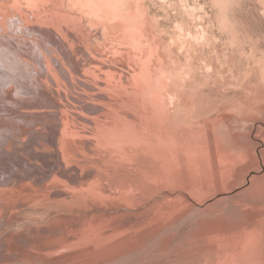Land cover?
Returning <instances> with one entry per match:
<instances>
[{
    "label": "rangeland",
    "instance_id": "obj_1",
    "mask_svg": "<svg viewBox=\"0 0 264 264\" xmlns=\"http://www.w3.org/2000/svg\"><path fill=\"white\" fill-rule=\"evenodd\" d=\"M64 1L75 50H101V26ZM102 1L123 18L104 54L84 55L91 71L62 73L11 116L26 138L12 152L41 133L51 152L59 108L70 136L66 164L48 170L41 150L43 179L0 185V264H264V0Z\"/></svg>",
    "mask_w": 264,
    "mask_h": 264
},
{
    "label": "bare ground",
    "instance_id": "obj_2",
    "mask_svg": "<svg viewBox=\"0 0 264 264\" xmlns=\"http://www.w3.org/2000/svg\"><path fill=\"white\" fill-rule=\"evenodd\" d=\"M24 1L25 4L21 3L19 0H0V100L3 99V101H5L0 103V139L2 143L12 142L1 151L0 185L6 184L7 181H21V177L26 174H35L36 177H39L36 178L37 180L43 179L46 171L45 168H42L39 165L33 167V164L30 161V156L41 154V150H44L43 152L47 157L44 160L42 157H38L37 159L41 160L43 164L47 163L49 165L48 170H50L49 168L51 166L54 167L55 165L66 164L64 144L70 136L68 131L70 124L69 121L64 118V111L60 108L57 111L61 129L54 140L53 138H49V141L53 140L51 152L45 149V141L41 138L43 136L41 133L37 138H28V143L25 144V150L26 153H28L27 156L22 153L11 151V149H18V147L14 145L16 141L23 143L26 140V138H17L15 134L17 132L25 131V129L16 122V120H21L22 117L11 118V116H13L14 110L15 113H25L27 112V108L42 105V101L47 99V93L50 89L55 90L57 93L58 78L62 73H66L69 76L71 70H80L82 75H84L91 71L89 70L91 66L88 68L83 60L84 55L85 58L91 61H96L95 56L103 53L98 52L103 48L106 49L107 42L111 41L110 39H113L114 36L112 35L113 37H111V33L114 26L117 25V21L114 20L116 18V12L114 13L112 11L113 9L111 10L109 5L105 4L107 2H103L102 0H69V4L67 3L68 5L80 9L83 16L88 18V21L90 20L93 24L97 23L101 26V34L96 33L95 35H92L93 37H96V40L100 39L104 43L102 48L97 45V49L101 48L98 52L95 51L94 53H89L87 48L85 49L88 52L81 53V50H79L80 52H77L75 50L76 47L74 46L75 42L79 39H77L74 30L71 29L72 27L69 28L68 25H72L74 27L73 29H75V27L79 28V25L75 26L73 24L76 20L74 14L64 11V0ZM121 5L123 7V1H121ZM116 9H118V7L114 10L116 11ZM40 10L42 12H40ZM29 11L37 12L38 15L31 14L30 16H27L26 12ZM13 12H17L18 14H13ZM76 12H78V10ZM117 13L119 14V17L117 16L116 20H118V18H123V11H121V9L120 12L118 9ZM39 17L42 22L41 25H32L29 22V19L37 20ZM97 20L98 22H96ZM114 21L116 22L115 24ZM19 23L24 26H19ZM14 31H16L17 34H13ZM19 33L20 35H18ZM22 34L31 38V47L29 50H26L29 45V40H24L21 36ZM85 37L87 41L91 39L90 34ZM77 53H81L80 55H82L78 62ZM100 63L98 61L99 65ZM27 82L34 83L36 86L34 91L37 92V95H35L37 102L32 103V105H29L28 103L31 87L26 86ZM43 87L45 90L42 89ZM42 94H44V97H41ZM53 99L58 101V105L61 102L54 97ZM56 104L57 103H55V105ZM35 120L40 121L41 119L35 118ZM21 151L24 152V149H21ZM258 174L259 172H257V170L251 169L249 171V178L245 181L246 183L237 187L234 192L238 193L246 188L251 182V178ZM54 180L55 176H52L50 182L53 183ZM24 186H26V184H24ZM7 194L9 193L0 190V220L3 221V223H6V221L12 217L5 204L8 198H4V195ZM228 195V193L220 191L216 195V198L221 199ZM7 243V240H5L3 245Z\"/></svg>",
    "mask_w": 264,
    "mask_h": 264
}]
</instances>
